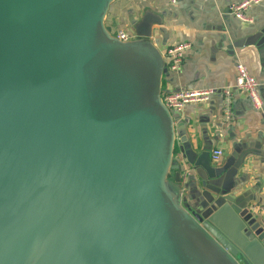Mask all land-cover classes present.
<instances>
[{
    "label": "water",
    "instance_id": "water-1",
    "mask_svg": "<svg viewBox=\"0 0 264 264\" xmlns=\"http://www.w3.org/2000/svg\"><path fill=\"white\" fill-rule=\"evenodd\" d=\"M115 1L0 0V264H264V217L226 184L246 152L185 171L162 19L122 41Z\"/></svg>",
    "mask_w": 264,
    "mask_h": 264
},
{
    "label": "crops",
    "instance_id": "crops-1",
    "mask_svg": "<svg viewBox=\"0 0 264 264\" xmlns=\"http://www.w3.org/2000/svg\"><path fill=\"white\" fill-rule=\"evenodd\" d=\"M241 1L178 0L169 4L165 0H116L106 23L113 33L120 29L133 33V19L146 11L161 17L162 23L153 25L152 39L167 64L168 48L181 42L191 44L180 72H172L168 65L164 95L181 89H211L213 93L208 101L188 104L175 113L176 160L185 161V171L195 174L187 151L196 162L203 158L218 169L227 164L233 167L234 155L245 151L241 167L226 184L233 186L232 194L241 196L238 202H248L251 212L264 217V0L247 11L250 22L230 13V6ZM238 63L246 65L259 82L261 108L254 107L246 91L234 87ZM228 89L230 94L225 92ZM227 100L232 108L229 120L225 114ZM216 149L223 150L218 162L212 159Z\"/></svg>",
    "mask_w": 264,
    "mask_h": 264
},
{
    "label": "built area",
    "instance_id": "built-area-1",
    "mask_svg": "<svg viewBox=\"0 0 264 264\" xmlns=\"http://www.w3.org/2000/svg\"><path fill=\"white\" fill-rule=\"evenodd\" d=\"M169 4H176L178 0H165ZM263 0H242L239 3L233 4L230 6V13L236 18L244 21L250 22L251 19L247 15V11L262 2ZM115 35L122 41H128L132 39L133 33H130L126 30H118ZM191 47V44L188 42L178 43L167 49L166 58L168 60L169 68L172 72H180L182 64L184 62L186 51ZM239 91H246L256 109L261 108L263 105L259 87L260 84L255 77H253L247 66L243 63H238L237 65V78L234 86ZM227 94H230V90L225 91ZM213 90L211 89H181L178 91L170 92L163 95L164 101L167 107L173 112H178L183 110L188 104L191 103H200L206 102L210 99ZM226 118L229 120L232 116L230 102L226 101ZM224 114V115H225ZM223 156V150L216 149L213 151L212 159L215 162L221 160ZM257 208H254L256 211Z\"/></svg>",
    "mask_w": 264,
    "mask_h": 264
},
{
    "label": "rangeland",
    "instance_id": "rangeland-1",
    "mask_svg": "<svg viewBox=\"0 0 264 264\" xmlns=\"http://www.w3.org/2000/svg\"><path fill=\"white\" fill-rule=\"evenodd\" d=\"M126 30H127V29H126ZM128 31H129V30H128ZM175 113H176V112H174V111H173V114L176 116V114H175Z\"/></svg>",
    "mask_w": 264,
    "mask_h": 264
},
{
    "label": "trees",
    "instance_id": "trees-1",
    "mask_svg": "<svg viewBox=\"0 0 264 264\" xmlns=\"http://www.w3.org/2000/svg\"><path fill=\"white\" fill-rule=\"evenodd\" d=\"M164 95V94H163ZM175 155H176V150H175Z\"/></svg>",
    "mask_w": 264,
    "mask_h": 264
}]
</instances>
